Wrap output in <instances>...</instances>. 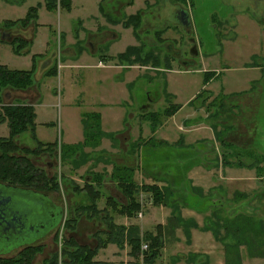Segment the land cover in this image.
I'll return each mask as SVG.
<instances>
[{
    "label": "rangeland",
    "instance_id": "rangeland-1",
    "mask_svg": "<svg viewBox=\"0 0 264 264\" xmlns=\"http://www.w3.org/2000/svg\"><path fill=\"white\" fill-rule=\"evenodd\" d=\"M170 1L190 12V36L194 38L195 46L188 42V37L183 33L180 24L172 23V16L166 15L164 0H95V5L91 0H74L72 12V0H70L71 4L68 9L58 5L56 9L50 11L45 8V0H0V33L13 28V26L2 25L4 21L24 17L31 6H36V20L46 24L34 32L32 39L30 38L29 52L25 56L15 53L11 48L10 41L13 37L1 40L0 35L2 43L5 42V44H0L1 61L5 60L7 65L17 67V69H29L34 55L35 57L37 55L38 59L46 49H49L47 56L50 55V51H55L52 65L54 74L47 76L44 71L37 80L36 68L32 73V89L36 88L39 92V96L33 101V109L37 115V130L34 132V136L44 142L50 141L56 142L58 146L60 143L64 145L63 141L69 138L67 134L70 129L74 135H77L76 130H79L81 134L82 118L88 112L93 111L96 103H98L97 109H100L101 114H99L103 116L107 129L118 126L133 127L134 130L142 134L150 132L151 124L148 120L140 118V110V112H160L167 108L168 104L173 105L178 102L183 104V107L173 120H179L186 113L193 112L192 109H195L197 114H204L202 109L204 110V106L207 105L206 111L209 115L206 118V123L212 124L215 120L214 112L221 108L219 107L221 103L225 113L222 135L224 136V133L232 135L235 145L227 140V137L225 141L249 152L246 156L241 155V157L254 159L260 155L264 156V79L251 83L254 77L260 75L255 74V70L248 67L260 61L264 66V22L248 20L235 26L238 8L231 9L229 6L221 4L219 0ZM134 4V10L128 8ZM243 12L248 13V11ZM77 16L85 17L78 18ZM35 23L36 21L32 20L28 27L33 28ZM115 36H118L119 39L111 43L110 40H114ZM130 43L133 44L129 45ZM167 44L179 52V56H177V52L173 54L168 51L165 48ZM192 46L199 52L198 57L190 53ZM128 47L136 49L135 52L126 56L127 61L117 60L116 57L119 53L111 55V57L105 55L107 51L117 53ZM84 51L90 53V60L87 61V64H90L88 67L65 66L69 59L78 58ZM210 55L215 60L213 66L217 68L209 66L204 69L206 60L203 58L206 59V56ZM107 57L112 63L107 62ZM99 59L104 64L112 66L103 67V64H99ZM249 60L251 63L245 65ZM185 61L190 62V65L184 67L183 62ZM113 64H120L126 68L138 65L143 69V72L139 77L129 82L128 79L131 76H128L133 71L129 70L128 76H126L124 68L121 67L122 71L118 67H114ZM61 66L62 68H60ZM203 79L212 81L205 87ZM259 79L261 78L255 80ZM255 83L257 84L256 88L258 85L263 88V93L256 95V98L260 97L256 111L252 109L254 102L257 103V100L253 99ZM250 86L254 88L248 90L249 92L241 91ZM234 91H241L237 93L244 97V110L238 109V106H231V103L237 101V97L232 98V96L238 95ZM218 92L223 95V101L220 95H215ZM225 93H230L231 96ZM249 93L250 95H248ZM24 101L28 102L26 99L15 98L10 103L22 104ZM211 101L214 102L210 104ZM188 103L189 107H187ZM132 115L135 117L133 118ZM203 119L200 117V120ZM197 121V119L193 120V122ZM169 123V127L162 131L163 136L167 138L172 137V125H175L171 120ZM175 127L173 131L178 130V127ZM124 130L128 131L126 128ZM104 133L111 132L104 131ZM3 136H8V127L4 122L0 123V137ZM16 136L17 144L23 147L21 149L28 147L32 149L36 145L35 142L38 141L37 139L33 140L29 131ZM106 137L104 135L101 138ZM131 143L133 144L130 141L123 147H127ZM240 143L241 145H239ZM139 144L141 145L143 142L140 141ZM198 144H203L206 147L213 146L214 152L206 157L213 163L216 158L223 157L222 153L228 148L221 145L219 139L214 138L211 141L202 139L191 143L193 147ZM115 145L111 147L114 148ZM107 148L104 150L83 148V154L87 158L83 162L82 159L77 160L80 156L75 155L73 158L76 165L72 164L74 162L70 159L62 161L59 147H55L54 150L53 148L44 149L37 155H26L35 168L45 174L48 173V176H53V180L57 181L56 189L44 193L52 200L53 198L59 200L61 203L59 204L64 208L60 224L42 239L33 243L40 246L38 251L33 254V261L37 257H46L44 260L46 262L53 255L58 254V257L59 254L61 255L63 239L67 236L74 237V230L64 227V221L68 215L70 216V212L80 218L77 226L82 230L83 238L89 235L87 240L89 239L90 245H94L96 230L101 226L102 230H106V224L114 223L111 218L113 215L105 216L104 223L100 217L103 216L102 211L95 216L91 211L74 210L77 205L84 203V193L74 191L73 186L80 188L84 183L91 181V177L94 178V176L96 180L103 177L102 181L105 179L104 181L115 182L110 177L113 166L119 167L125 164L131 167L136 166V159L128 162L125 156L127 154L120 153V151L110 154ZM160 149L168 148L165 146ZM226 156L230 160L231 156ZM243 161L245 160L242 159L240 164H216L218 166H215V171L218 169L217 173L221 174L222 172L223 174V177L216 176L213 170V176L217 177L216 187L209 191L201 187L198 188L200 192L196 189L188 191L200 201L205 195L210 194L208 197L211 200L206 203L200 202L202 206L199 209L184 206L179 201L174 203L173 213L178 214V210L181 209L184 217H192L189 219L193 221L186 219L185 226L190 228L187 232L182 226L177 230L167 232L164 224L167 222L169 228L174 224L172 220L176 221L172 209L156 205V211L153 213L156 218L150 226H144V230H151L154 226L156 232L155 226L159 224L160 219L165 218L164 215L169 216L172 213L173 217L169 221L166 218L164 224L161 225L162 247L151 264H264V177H262L264 175L249 168ZM139 163L140 160L137 161V170L134 171L136 176L142 178V181L145 180L144 177L152 180L151 175L148 174L152 168H142L138 166ZM199 166L201 167V165ZM200 167L198 169L202 170ZM251 167L258 169L264 167V164H253ZM234 169L241 171L235 175L228 173ZM96 173L98 175H95ZM87 176L89 179L86 178ZM159 176H163V174ZM193 176L197 175L192 174ZM165 178L164 176L156 181V187L159 189L161 186L169 188ZM204 179L207 181L208 177ZM189 182V186H192L193 182L190 180ZM91 184L93 188L95 186L99 188L98 184ZM105 188L103 187V195L111 194L112 188L108 185ZM118 191L121 189L118 188L116 192L117 195H120ZM143 193L146 195L145 192ZM146 201L147 197L145 196L142 203L143 214L149 212L150 207H154L149 198L147 203ZM53 202L55 201L53 200ZM148 203H150V207H148ZM162 210L166 213L164 214ZM89 214H92L91 218ZM98 222L99 227L96 226ZM146 233L144 232L140 237L143 238ZM103 238L105 239V235ZM119 240L120 243H126V238ZM79 242L83 245L82 241L79 240ZM114 242L119 243L118 240ZM142 243L146 242L142 241ZM20 248L0 254V256H15ZM111 249L104 252V255L111 254ZM132 256L135 260L133 264L140 262L142 258L140 255Z\"/></svg>",
    "mask_w": 264,
    "mask_h": 264
},
{
    "label": "trees",
    "instance_id": "trees-1",
    "mask_svg": "<svg viewBox=\"0 0 264 264\" xmlns=\"http://www.w3.org/2000/svg\"><path fill=\"white\" fill-rule=\"evenodd\" d=\"M70 4V0H45V8L49 11L56 9L58 5L68 9ZM36 17V6H31L28 8L24 17L16 20H6L2 23V25L6 27L13 26L14 29L23 30L28 27L29 22H32V20L36 21ZM10 44L15 53L25 55L29 52L31 39L17 33L13 36ZM135 49V47L126 48L124 52L117 55L116 59L127 61L126 56L135 52ZM36 57L35 55L32 57L33 62L30 69H11L0 64V123L6 122L8 127V136L0 137V181L40 191L41 193H47L48 190H54L57 188V181L53 180V176H48V173L47 175L35 168L26 155H37L44 149L47 150L53 148L54 150L55 147H57V143H44L37 141L35 142V147L32 149L29 147L21 149L23 147L19 146L15 141L16 135L29 131L33 140H36L34 136L35 112L33 106L31 104H11L10 102L5 103L3 101V92L5 90L13 89L22 91L31 87L33 84L32 73L37 67ZM52 71L53 68L50 67L45 70L44 74L50 76V74H54V71L51 73ZM212 102L214 101H211L210 104ZM219 107L222 109L221 103L219 104ZM205 108L207 109V105ZM176 109V105H169L160 112H140V110L139 114L140 118L150 122L151 130L154 131L155 127H157L168 116L173 114ZM219 113L220 110L216 109L214 112L215 116H212L216 118ZM82 122L83 141L74 144H60L59 148L62 161L70 159L73 160L72 162L74 163L69 160L67 161L76 165L73 157L78 155L80 158L77 160L82 159V161L85 162L87 156L83 154V148H92L97 146L101 137L104 135L110 137L113 136L112 134L104 133L102 131L101 116L98 112H88L84 118H82ZM220 142L221 145H225L228 148L222 153V156H225V159L221 156V160L219 158L215 159V161L219 163L231 164L226 156L230 155L236 164H240L243 159L241 155L246 156L247 153H249L244 149L233 146L232 143L223 139H220ZM160 143L161 144H157L151 137L143 141V144L141 145L139 142L133 143L130 146L129 154L132 155L137 151L138 155L141 156L138 166H141L142 168L151 167L152 169L148 174L156 180L165 176L167 184H169V188L161 187V189H159L155 184H142L137 186L132 177L136 166L131 167L127 164L119 167L113 166L111 177L116 181V185L121 189V192L126 197V203H119L110 196L106 197V207L103 208L104 216H110L108 210L106 209L107 207L121 215L129 217L135 215L141 210L142 204L139 197L141 192L148 193L151 197L152 204L157 206H174L175 202L181 201L184 205L190 206L193 209H199L202 206V203H206L211 200V198L208 197L210 194L205 195L200 201L197 197H194L193 193L188 192L190 189H195V187L189 186L190 182L187 178V173L191 168L198 165L203 164L205 167L209 166V164H205L207 163L205 161L207 160L206 157L214 152L213 146L206 147L203 144H198L196 147L184 145L181 147L177 146L176 148L165 142ZM139 146H141V148H136ZM165 146L168 149H160ZM131 158L126 157V160L130 162L131 160L136 159V157L133 156H131ZM135 163L137 162L135 161ZM210 163L213 164V162ZM247 166L250 168L252 164H247ZM162 174L163 176H159ZM95 175L98 174L96 173ZM97 178H99V176H97ZM95 181H98L96 184H100V180L95 179ZM73 187L74 191H81L86 196V198L83 199L84 203H81L74 208L75 211H91L93 214L101 212V210L97 209L96 205L97 201L101 197V193L98 189L93 188L91 183H84L80 188H77V186ZM89 216L91 218L92 214H89ZM77 219L78 215L70 212V216L68 215L64 221V227L73 230ZM98 233L100 232H96L95 235ZM103 234L105 235V239H102L101 237L97 238V245L95 247L79 245L75 242L73 236L65 237L61 246V255L59 254L60 259L64 263L72 264H107L105 262L93 260L97 249L105 246L110 240H118V244L122 245V242L120 243L119 239L126 238V242L130 246V254L134 256H142L139 264H151L155 257L158 256L160 248L162 247V236L158 227L155 234L146 233V235L141 238L138 226L132 225L125 228L124 226H118L111 222L110 224H106V230H103ZM142 241H145L147 244V249L144 251L140 250ZM39 248V244L23 246V248L20 249L18 254L15 256H0V264H33V254L35 251H38ZM59 257L58 254L53 255L52 258L45 264H58Z\"/></svg>",
    "mask_w": 264,
    "mask_h": 264
},
{
    "label": "crops",
    "instance_id": "crops-1",
    "mask_svg": "<svg viewBox=\"0 0 264 264\" xmlns=\"http://www.w3.org/2000/svg\"><path fill=\"white\" fill-rule=\"evenodd\" d=\"M91 1L93 2V5H95V0H91ZM73 2H74V0H72V10H71V12L73 11ZM220 3L221 4L223 3V4L227 5V6H229L231 9L233 7L238 8V10H237V17L235 18V22H236L235 26H237V24H239V23H244V22H246L248 20H253L255 22H262V19H259L255 15L252 14L251 9L249 8V3L250 2L249 3L248 2L245 3L243 0H223L222 2L220 1ZM172 7H176L178 9H183L180 6H178L177 4L172 5ZM128 8H133V10H134L135 9V4L132 5V6H129ZM243 11H248V13H244ZM83 17H85V16H83ZM83 17H78V18H83ZM41 26H46V24L40 23V22H38V20H36V25L33 28L31 26H29L27 29L19 30L18 33L20 35L25 36V37H28V38H31L32 37L33 38L34 32L36 30H38L39 28H41ZM4 33H9L10 34L11 32H10V30L9 31H5L3 33L1 32L0 33L1 40H3V38L6 37V36H3ZM124 35H125V33H124ZM119 37H120V35H119ZM119 37L118 36L113 37L115 39L114 40H110L111 43L117 41V39H119ZM3 43L5 44V42H3ZM3 43H2V41L0 42V44H3ZM132 44L133 43H130L129 45H132ZM124 49L121 52H123ZM48 50L49 49H46L45 52L42 53L40 55V57L37 59V62H36L37 63V67H36V74H35L37 80L40 78L41 75H43V73H44L45 70L49 69L53 65V62H54V59H55V51H50V55L47 56L46 54H47ZM121 52L112 53L111 51H107L105 53V55L111 57V55H115V54H118V53H121ZM23 56H25V55H23ZM89 56H90V53L84 51L82 54H80V56L78 58L72 57V59H69L68 62H66L65 66H69V67H88L90 65V64H87V61L90 60V57ZM198 56H199V52H198ZM203 60H206L205 61V65L206 66H205L204 69L208 68L209 66L212 67V68H217L216 66H213L215 60H214V58L211 55L210 56H206V59L203 58ZM46 61H47V64H44L45 68L44 69H41L40 66L44 62H46ZM98 61L102 62L103 67L104 66H112V65L104 64V62L101 61V59H99ZM107 62L112 63V61L110 60V58H108V61ZM248 63H251V60H249L245 65H247ZM261 63L262 62L260 61L258 63H255L252 66H248L250 69L255 70V72H254L255 74L260 75V76L254 77V79L251 80V83L257 82V81H260V80L264 79V66H262ZM0 64L5 65V66H7L8 68H11V69H14V68L17 69V67L7 65V63H6L5 60L1 61V59H0ZM113 65H114V67H118L121 70H122V68H124L125 73H126V76H128V71L129 70H132L133 71L132 74H129V76H128V77L131 76L128 79L129 82H131L132 80H134L137 77H139L141 75V73L143 72V69L140 68L138 65H133V66H131L129 68L122 67V65H120V64H117V65L116 64H113ZM183 66L185 67L187 65H183ZM30 67H29V69H30ZM60 68H62V66ZM186 72H188V71H186ZM167 76H169V75H167ZM258 78H261V79L255 80V79H258ZM205 80L206 81H204V79H203V82H204L203 85L206 87V86L209 85V83L212 80H207V79H205ZM254 86H255V89H254L253 92L255 93V95H254L253 99L254 100H257V103L254 102V105L252 106V109L256 111V107H257V105H258V103L260 101V97H257L256 98V95H261L263 93V88L260 85H258V88H256L257 87V84L256 83L254 84ZM252 88H254V87H251L250 86L248 89L241 90V91H244V92L247 91V92H249L248 90H251ZM241 91H234L236 94H238V95L232 96V98H234V99L237 97V101L236 102H233L232 100H229V101L233 102V103H231V106H234V107L238 106V109L241 108V110H244V106H243V102L245 101L244 100V97L243 96H240L241 94L237 93V92H241ZM247 92H245V93H247ZM221 93H223L222 90H221ZM221 93L218 92L215 95H220V97H221V99L223 101V95H224V93H223V95H221ZM230 93H228V94L225 93V94L226 95H230ZM3 94H4L3 101L5 103L12 102V100H14L15 98H20V99H26V100H28L27 103L24 101V103H22V104H31L32 106H34L33 101H35L37 99V97L39 96L38 90L36 88L32 89V86L28 90H22V91L21 90L7 89V90H5L3 92ZM248 95H250V93ZM195 97H196V95L194 96V98ZM172 98H173V96H172ZM100 100H101V98L99 99V101ZM94 101L96 102V100H94ZM105 103H108V102L105 101ZM99 104H103V103H99ZM97 105H98V103L95 104L96 107H93L94 108L93 111L100 113V109H97V107H98ZM169 105L170 104H168L167 106H169ZM173 105H176L177 106L176 111L173 114H171L170 116H168L163 121L162 124H160L157 128L154 129V131L150 130L149 133H145V134H142L139 131L134 130L133 127H128L127 128V127H124V126H118V127H110L109 129H107V127H105L106 124L104 123L103 116L101 115V122H102V128L101 129H102V131L103 132L104 131L105 132H111V133H108V134H112L113 135L112 136L113 138L110 137V136H107L106 138H101L100 139L101 141L98 143L97 146L92 147V148H90V147H86V148L95 149V150H100V149L104 150V148L108 147L107 148L108 149V153H110V154L112 152L120 151V153H125L127 155H130L129 152H130V146L132 145V143L129 144L127 147H123V145L126 146L130 141L133 142V143L135 141H138L140 143V141L143 142V141H145L146 139H148L150 137L157 144H161L160 142H165L168 145H171V146L176 147V148H177V146H180L181 147V146H184V145L185 146H192L191 143H193L194 141L202 140V139H206L207 141H211L214 138V139H219V141H220V139L225 140L226 137H227V140H229L230 142L233 143V141H235L234 138H232V135H230L228 133H224V136L222 135V131L224 129L222 127L223 126V123H224L223 122V117H225V113H224V110H223L224 109V106H222V109L219 108L220 113L215 118V120L212 122V124H207L206 123V118L208 117L209 113L206 111L205 106H204L205 109L204 110L202 109V111L204 112V114H197V111L195 109H192L193 112L186 113V115L185 116H182L179 120H173L174 117H175V115L177 114V112L182 109L183 104H180V103L176 102ZM189 105L190 104L188 103V106L187 107H189ZM247 109H249V108H247ZM34 112H35V110H34ZM200 112H201V110H200ZM36 116L37 115L35 113V118H34L35 128H34V132H36V130H37ZM193 116H195V117H193ZM199 116L200 117H203L204 119L203 120H200V117ZM132 117L134 118L135 116L132 115ZM194 119H197L198 121L197 122H193ZM170 120L175 125H172V137H170V138L168 137L167 138V137L163 136L162 131L164 130V128H168L169 127V125H170L169 121ZM135 121H138V120H135ZM4 123H6V122H4ZM44 124H48V123H44ZM6 125H7V123H6ZM175 126L178 127V130L177 131H173L174 128H176ZM255 126H256V124H255ZM257 126H258V123H257ZM138 127L142 128V126H140V125ZM124 128H126V130H128V131L125 132ZM73 133L74 132L72 131V129H70V131L67 134V137H69V138H66V140L63 141L64 144H74V143H79V142H82L83 141V128H82L81 134H80V131L79 130H76V134L77 135H74ZM226 134H227V136H226ZM62 135H63V133H62ZM3 137H7V136H3ZM254 137L256 138V136H254ZM16 138H17V136H15V141H16ZM35 138L38 141H41L37 137H35ZM41 142H44V141H41ZM16 143H17V141H16ZM44 143H47V142H44ZM233 144L235 145V143H233ZM242 144H245V143H242ZM114 145H115V147L112 148L111 146H114ZM239 145H241V143ZM57 147H59V146L57 145ZM125 148H127V149H125ZM139 148H141V146H139L138 149ZM239 148L241 149V147H239ZM127 155H125V156L126 157H129V158H131L130 156L134 155L136 157V160L137 161L141 159V156L138 155L137 151L135 153H133L132 155H130V156H127ZM121 158L123 160H125V158H123V157H121ZM219 159L221 160L220 157H219ZM243 159L245 160L243 162L245 164H252V165L253 164H261V165L264 164V156H262V155H260L259 157H255L254 159H249V158H246V157H243ZM229 161L231 162V164L236 163L232 158H230ZM249 161H252V162H249ZM209 162H210V160H207V163H206V164H209V166H206L205 167V166L201 165V167H200L198 165V166H195V167L191 168L188 171V173H187L188 174L187 178L190 181L193 182V183H191V185L193 187H195V189L198 190V191H199L198 188H200V187L203 188L206 191L207 190L209 191L211 188L216 187L215 186L216 185L215 180L217 179L216 176L217 175H220L221 177H223L222 172H221V174H219V173H217V170L218 169L215 171V166H218L219 164H221V165H223V164L221 162L219 163V162L215 161L214 162L215 165H214V163L211 164ZM216 164H218V165H216ZM136 166H137V163H136ZM199 167L202 170H199L198 169ZM250 168H253L257 173H260L261 172L262 175H264V167L258 168V169L254 168V167H250ZM136 170H137V167L135 168L134 171H136ZM213 170L215 171V175L216 176L215 175L213 176V173H214ZM239 171H241V170L240 169H234L233 171H230L228 173L235 175V174H238ZM192 174L193 175H197V176H193L192 177ZM202 175H205V176H202ZM132 177H133L134 183L137 186H140V185L146 184V183L147 184H151L152 183V184L157 185V182L156 181H158L159 179H161V178H159L158 180H156V179H154L152 177V180H151V178L144 177L145 180L142 181L141 180L142 178H140L139 176H136V172H134V175ZM205 177H208V180L207 181H205V179H204ZM213 177H215V178H213ZM262 177H264V176H262ZM76 178L78 179V177H76ZM86 178L89 179L88 176ZM102 178L103 177L100 178V181H99L100 184H98L99 188L95 186V189H98L100 191V193H101V197L97 201V204L96 205H97V209H99V210L102 211L103 216H100V217L104 220V223H105V218H104L105 216H104V210H103V208L106 207V205L104 203L106 197L110 196L111 198L115 199L119 203L126 202V197L124 196L123 193H121V191H118L120 193V195H117L116 192H117V189L119 187L116 185V181L115 182H112V181H104L105 179L102 181ZM95 179H96L95 176H94V178L91 177V181L92 182L91 181H88L86 183H93L95 185L98 182V181H95ZM101 181H102V183H101ZM106 185H108L109 187H111L112 188V191H110L111 194L103 195V187L105 188ZM112 194L115 195L116 197L113 196ZM142 194H143L142 195L143 198L145 196L147 197L146 203L148 202V198L151 201V197L149 196L148 193H146V195L144 193H142ZM85 198H86V196H85V194H83V199H85ZM53 200L55 201L56 204H59L60 203L59 200H55L54 198H53ZM142 203H143V200H142ZM149 204L150 203L147 204L148 207H150ZM152 206H154V207H150L149 208V212L143 214L142 208L144 206L142 204L141 210L139 212H137L135 215L131 216V217L118 214V213L114 212L113 210H111V208H109V207H107L106 209L108 210L110 216L113 215L112 216V219H113L114 224H117V225H120V226H124L125 228H127L128 226L136 225V226L139 227V234H140V236H142L144 234V232L155 234L154 226L152 227L151 230H144V226H150L152 224V221L154 220V218H156V215L154 216V214H153L156 211V205H152ZM158 206H165V205H158ZM166 207L171 208L172 209V213H173V207L174 206H166ZM162 212L164 214L166 213V211H163V210H162ZM178 212H179L178 214L176 212L173 213V216L175 217L176 221L171 219L173 217V216H171L172 213L169 214V216L164 215L165 218L164 219H160L161 221H158L159 224H157L155 226V229L157 230V227H158L160 229L161 234H162V226L161 225L164 224L163 222L167 218L168 221L169 220H172L174 222V224L172 226H170L169 228H168L167 222L164 224V226L166 227L167 232H172L174 230H177L181 226L183 227V229H184L185 232H187L188 230H190V228L188 226L186 227L185 224H186V219L187 220H192V219H189V218H192V217H184L182 215L181 209L178 210ZM95 216H97V215L95 214ZM79 219L80 218L77 219V222H76L75 227L73 229L74 230L73 231V235H74V237H75V239H76V241L78 243L76 241L75 242L77 244L81 245V243L79 242V240H80V241H82V244L83 245H88L89 247H95L97 245V238L101 237L103 239V235L104 234H103V230H102L103 228H102V226L100 227V229L96 230V232H100V233H98L97 235H95L96 232L94 233V235L96 237V239L94 241V245H90L89 244V239L87 240V236H89V235H87L85 238H83L82 237V230L80 229L79 226H77ZM92 224L94 226V224H95L94 221L92 222ZM96 226L99 227V222L97 223ZM67 237H69V236H67ZM22 248L23 247H21L20 249H22ZM109 248H112L111 249V252L112 253L111 254L108 253V254H105L104 255V252H106ZM44 260H46V257H42V258L37 257L33 261V264H43V263H47L48 262V261L44 262ZM93 260L99 261V262H105L107 264H133V262L135 261L134 260V257L130 254V246L127 244V242L126 243H123L122 242V245H119L118 243H115L114 240H111V241L107 242L106 245L103 246V247H99L97 249V252H96L95 256L93 257ZM140 262H141V260H140ZM134 264H139V262H136ZM178 264H181V263H178ZM183 264H185V263H183Z\"/></svg>",
    "mask_w": 264,
    "mask_h": 264
},
{
    "label": "water",
    "instance_id": "water-1",
    "mask_svg": "<svg viewBox=\"0 0 264 264\" xmlns=\"http://www.w3.org/2000/svg\"><path fill=\"white\" fill-rule=\"evenodd\" d=\"M249 3V8L253 15L262 19L264 22V0H243ZM181 17L172 19L174 24H180L183 33L188 36V42L195 46V40L190 36L191 21L187 10L179 9ZM175 19V20H174ZM190 27V29H189ZM13 31L12 33H18ZM5 38H10L9 33H4ZM194 46L193 49H196ZM165 48L170 52H177L172 49L170 44ZM192 54V55H196ZM179 56V52H177ZM49 61V60H48ZM44 62L40 68L44 69ZM189 65L190 62H183ZM4 96V94H3ZM64 214V208L53 202V200L44 193H39L29 188L9 186L0 183V231L9 235L0 246V254L9 253L14 249L32 245L37 240L42 239L47 233L56 228Z\"/></svg>",
    "mask_w": 264,
    "mask_h": 264
},
{
    "label": "flooded vegetation",
    "instance_id": "flooded-vegetation-1",
    "mask_svg": "<svg viewBox=\"0 0 264 264\" xmlns=\"http://www.w3.org/2000/svg\"><path fill=\"white\" fill-rule=\"evenodd\" d=\"M219 1H223V0H219ZM223 4V3H222ZM172 5H174L173 3H171V1L170 0H164V6H165V13H166V15L167 16H172V18H175V17H181V14H180V10L178 9V8H176V7H172ZM187 12L189 13V16L191 17V15H190V12L187 10ZM196 19L194 18V21H195ZM189 29H190V27H189ZM13 31H19V29H12V30H10V38L11 37H13V36H15L16 35V33L15 34H13L12 32ZM5 32V31H4ZM188 37V36H187ZM189 40H191L190 38H188ZM192 43V42H191ZM193 44V43H192ZM190 53L191 54H195V53H197L195 56L196 57H198V52H197V49H193V47L191 48L190 47ZM48 172V171H47ZM0 183H2V184H7V185H9V186H17V185H13V184H9V183H5V182H3V181H0ZM17 187H21V188H25V187H22V186H17ZM9 237V235L7 234V233H5V232H3V231H0V246L3 244V242H4V240L5 239H11V238H8ZM3 246V245H2ZM14 250H16V249H14Z\"/></svg>",
    "mask_w": 264,
    "mask_h": 264
},
{
    "label": "built area",
    "instance_id": "built-area-1",
    "mask_svg": "<svg viewBox=\"0 0 264 264\" xmlns=\"http://www.w3.org/2000/svg\"><path fill=\"white\" fill-rule=\"evenodd\" d=\"M99 64H102V62H99ZM142 192L139 194V197H140V202H141V204H142V200H143V197H142ZM63 226V225H62ZM147 249V244L146 243H142L141 244V250L142 251H144V250H146ZM60 256V255H59ZM58 264H72V263H64V262H62V260L60 259V257H59V259H58Z\"/></svg>",
    "mask_w": 264,
    "mask_h": 264
}]
</instances>
